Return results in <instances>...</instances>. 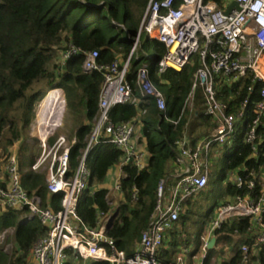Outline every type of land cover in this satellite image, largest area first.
<instances>
[{
	"label": "trees",
	"instance_id": "16d2710c",
	"mask_svg": "<svg viewBox=\"0 0 264 264\" xmlns=\"http://www.w3.org/2000/svg\"><path fill=\"white\" fill-rule=\"evenodd\" d=\"M149 1L0 0V169L2 162L6 164L13 145L25 144L32 136L31 127L40 101L49 90L61 87L67 99L66 116H73L79 123L77 140L70 151L69 174L76 170L98 112L104 77L100 71L84 69L82 53L70 57L60 68L57 63L60 51L65 45L73 43L83 50H98L102 63H110L118 55L123 60L127 59L132 37L139 30ZM217 1L222 6V0ZM150 41L154 55L161 57L165 45L158 40ZM153 56H149L144 47V50L135 52L130 60L127 77L140 102L117 104L110 110L113 122L131 121L140 110H146L140 115V122L149 153L148 163L141 170L133 163L123 166V198L113 211L107 229V234L115 239L118 249L125 250L128 255L141 241L142 232L149 225L156 207L160 181L173 180L176 141L187 135L196 143L216 126L214 120L205 114L202 88L197 90L193 110L185 105L199 60L182 71L170 69L158 74V61ZM144 64L149 65L151 79L164 94L166 110L158 108L155 97L143 96L136 84V73ZM250 85L247 77L235 81L231 86L226 84L220 98L228 101L230 94L235 92L238 93L234 100L236 104L249 94L251 102L260 100V84L252 91L249 90ZM252 118L253 114L247 112L237 125L235 143L225 155L230 169L245 165L259 170L264 166V144L259 145V156L255 158L252 145L244 138L245 129ZM260 132L264 136V125H261ZM120 155L121 151L109 142L95 144L88 153L86 163L91 170L90 183L79 197L77 206L84 223L95 226L101 212L112 210L108 200L109 190L93 187L104 182L109 169L119 163ZM22 184L30 194L39 195L44 205L53 209L61 207L62 194L49 195L45 172L31 168L23 171ZM244 190L231 183L227 194L234 196ZM187 205V210L170 230L167 245L164 242L161 247L158 258L162 263H175L176 254L181 248L192 243L194 248L191 254L201 250L204 224L198 225L194 220L191 199ZM249 227V219L243 217H234L224 223L215 231L216 246L208 250L205 264H211L212 257L218 254L217 248L224 252V246H228L231 253L222 264H242L241 246L243 243L251 244L254 238ZM9 228H14L15 249L7 253L0 246V264H29L31 249L47 233L46 227L36 216L28 217L26 211L10 208L0 211V232ZM67 253L65 264H111L105 260L84 261L76 256L73 249H68ZM249 264H264V246L250 254Z\"/></svg>",
	"mask_w": 264,
	"mask_h": 264
},
{
	"label": "built area",
	"instance_id": "2783aa9c",
	"mask_svg": "<svg viewBox=\"0 0 264 264\" xmlns=\"http://www.w3.org/2000/svg\"><path fill=\"white\" fill-rule=\"evenodd\" d=\"M234 1L238 6L227 12ZM222 3L221 6L217 0H150L139 30L132 37L131 51L125 60L118 55L114 61L102 63L98 50H83L73 43L61 49L57 61L60 68L65 66L70 57L82 53L84 69L100 71L104 80L87 145L76 170L71 174L70 151L77 138L70 139L60 133L67 110L64 90L61 87L51 89L37 106L31 135L37 139L41 152L30 168L45 172L49 195L62 194L59 209L44 205L39 195L26 190L14 146L10 149L3 171L0 169V211L10 208L26 211L28 217L36 216L47 229V233L34 243L29 264H65L68 249H73L76 256L84 261L96 259L111 264H187L185 257L193 250V243L181 248L175 263H162L158 254L168 232L187 210V201L204 191L208 185L212 144L233 146L237 125L247 112H251L253 118L247 124L244 138L253 147V157L258 158L259 145L264 144V136L260 132L261 125H264V0H222ZM142 31L147 33L150 40H158L165 45V51L158 61V74L170 69L182 71L194 62L193 56L198 53L199 67L185 105L193 110L197 90L202 88L205 114L214 120L216 126L196 143L187 135L176 141L173 180L160 181L157 203L149 225L142 232L134 254L127 255L125 250L118 249L115 239L107 234L112 213L118 206L116 200L109 199L111 192L108 193V200L112 210L101 212L95 226L82 221L77 206L79 197L90 183L91 170L86 158L95 144L109 142L121 151L118 166L122 174L114 187L118 193H122L124 165L133 163L140 170L147 166L149 153L139 147L136 136V128L142 127L140 115L146 110H140L131 121L113 122L110 118L113 106L140 102L127 74L132 55L139 50ZM245 77L251 81L250 91L260 84V100L251 102L249 94L236 104L234 100L238 93L235 92L230 94L228 101L220 98L226 83L232 85ZM136 84L143 96L155 97L158 108L166 110L164 94L151 79L148 64L138 69ZM52 90L63 92L64 109L58 115L53 111H47L44 115L45 102ZM41 115L44 116L42 119ZM236 169L239 171L232 184L245 190L241 194L228 195L217 204L207 233L201 236V250L195 264H205L211 237L234 217L248 218L249 228L254 233L252 243H243L241 246L242 264H249L250 254L264 246V166L259 170L245 165ZM7 231L0 232V244L5 240ZM228 248L224 247V251Z\"/></svg>",
	"mask_w": 264,
	"mask_h": 264
},
{
	"label": "rangeland",
	"instance_id": "374dc122",
	"mask_svg": "<svg viewBox=\"0 0 264 264\" xmlns=\"http://www.w3.org/2000/svg\"><path fill=\"white\" fill-rule=\"evenodd\" d=\"M139 39H140L138 42L139 50H137V52L142 50V47L144 46L148 55L153 56L154 55L153 44L149 40L148 35L145 31L141 32ZM193 59L194 61L198 60V53L194 54ZM78 124L79 123L75 120L73 116H66L65 114L64 125L62 126L60 133L65 134L70 139L76 137ZM13 146L18 156L19 171L22 174L23 171H27L30 169L31 163L33 162L35 157H37L40 154L41 148L39 147V143L37 142V139L33 136L29 138L27 143L25 144H23L22 142L16 143ZM231 148H232L231 145L222 146L218 143H213L210 148V165H209L210 182L204 191L190 197L191 205H194L193 218L194 220H196L198 225L203 223L204 227H208L211 217L213 216V212H214L212 211L213 208H215L219 202L223 201L225 198L228 197L227 194L228 186L234 181L235 176L238 174L239 170L228 168L225 161V155L229 150H231ZM2 163L3 164L1 170L3 171L5 164L4 162ZM2 171H0V173H2ZM104 182L106 184V181ZM98 187L99 186L93 188H98ZM100 188L103 187L100 186ZM109 199L116 200L114 193H111V195H109ZM26 214L28 215V212H26ZM13 234H14V228H9L5 240L0 244V246L7 253H11L15 249ZM186 262L187 263L190 262L188 257L186 259ZM215 263L216 260H214L213 262L212 259L211 264H215Z\"/></svg>",
	"mask_w": 264,
	"mask_h": 264
},
{
	"label": "crops",
	"instance_id": "0c3cea01",
	"mask_svg": "<svg viewBox=\"0 0 264 264\" xmlns=\"http://www.w3.org/2000/svg\"><path fill=\"white\" fill-rule=\"evenodd\" d=\"M119 56H121V55H119ZM121 59H123L122 57H121ZM227 84V83H226ZM225 84V85H226ZM228 86H231V85H229V84H227ZM143 127H141V126H138L137 128H136V130H137V132H136V136H137V141H138V144H139V147L141 148V149H143V150H145V151H147L148 152V150H147V146H146V139H145V137L143 136ZM121 174H122V170H121V168L118 166V164H116V165H114L113 167H111L110 169H109V171H108V174H107V176H106V178H105V180L104 181H106V184H105V182H103L102 184H99L98 186V188H100V186H102L103 188H107L108 190H109V192H111V193H114V195L116 196V201H117V203L119 204V202L122 200V198H123V195L121 194V193H118V192H116L115 190H114V187H115V184H116V182L120 179V177H121ZM208 186V185H207ZM207 188V187H206ZM117 204V205H118ZM188 208V207H187ZM213 215H214V212H213ZM170 232V231H169ZM168 232V234H167V237H166V240H165V244L167 245V243H166V241L168 242V240H169V235H170V233ZM207 233V227H204L203 228V231H202V233H201V236L203 235V234H206ZM214 237V236H213ZM211 239H212V237H211ZM210 239V240H211ZM140 244V242H138L137 244H136V246L134 247V249H133V251H132V253H131V255H133L134 254V252H135V250H136V248L138 247V245ZM216 246V244L214 245V247ZM224 247H226V248H228V246H224ZM223 247V248H224ZM229 249V248H228ZM217 250H218V254H217V256L216 255H214L213 257H212V259H213V262H214V260H216V263L217 264H222V262L225 260V259H228L229 257H230V253H231V250L229 249V250H226V251H224V252H222V249H220V251H219V248H217ZM192 252V251H191ZM228 252V253H227ZM128 255V254H127ZM177 255V254H176ZM198 255H199V252H197V253H195V254H191V253H189V254H187L186 255V257H185V260L187 259V257H188V259L190 260V262L189 263H187V264H195V263H197V257H198ZM197 256V257H196ZM175 259H176V257H175ZM212 259H211V261H212Z\"/></svg>",
	"mask_w": 264,
	"mask_h": 264
},
{
	"label": "bare ground",
	"instance_id": "6f19581e",
	"mask_svg": "<svg viewBox=\"0 0 264 264\" xmlns=\"http://www.w3.org/2000/svg\"><path fill=\"white\" fill-rule=\"evenodd\" d=\"M64 94L61 90H52L49 93V96L45 102V109H44V115L47 113V111H53L56 112L55 115H58L62 109H64ZM44 116L41 115L40 119H42Z\"/></svg>",
	"mask_w": 264,
	"mask_h": 264
},
{
	"label": "water",
	"instance_id": "95a60500",
	"mask_svg": "<svg viewBox=\"0 0 264 264\" xmlns=\"http://www.w3.org/2000/svg\"><path fill=\"white\" fill-rule=\"evenodd\" d=\"M237 6H238V3H237L236 1L232 2L231 5L229 6L227 12H230L234 7H237ZM153 57H154L157 61H159V59H160V57L155 56V55H154ZM109 223H110V222H109ZM216 241H217L216 236L212 237V239H211L210 242H209L208 247H209L210 249H212V248L214 247V245L216 244Z\"/></svg>",
	"mask_w": 264,
	"mask_h": 264
}]
</instances>
